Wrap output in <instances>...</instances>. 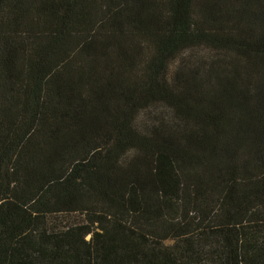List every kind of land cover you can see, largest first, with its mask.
Listing matches in <instances>:
<instances>
[{"label":"trees","instance_id":"16d2710c","mask_svg":"<svg viewBox=\"0 0 264 264\" xmlns=\"http://www.w3.org/2000/svg\"><path fill=\"white\" fill-rule=\"evenodd\" d=\"M0 264H264V0H0Z\"/></svg>","mask_w":264,"mask_h":264},{"label":"rangeland","instance_id":"374dc122","mask_svg":"<svg viewBox=\"0 0 264 264\" xmlns=\"http://www.w3.org/2000/svg\"><path fill=\"white\" fill-rule=\"evenodd\" d=\"M142 117H143V119L147 118L146 115H143Z\"/></svg>","mask_w":264,"mask_h":264}]
</instances>
